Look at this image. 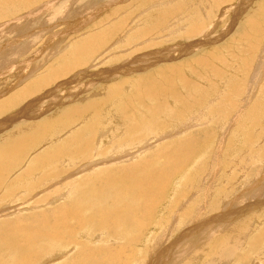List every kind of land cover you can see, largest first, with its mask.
<instances>
[{
    "label": "rangeland",
    "instance_id": "obj_1",
    "mask_svg": "<svg viewBox=\"0 0 264 264\" xmlns=\"http://www.w3.org/2000/svg\"><path fill=\"white\" fill-rule=\"evenodd\" d=\"M57 1L58 8L54 5L55 7L53 11L51 10L45 13L42 12L45 15L41 13L36 18H27L26 15L28 10H22L24 6H18L17 8H15L14 4H0V26L10 19L13 20L12 18L14 16L16 19H18L15 20V22L17 21L18 26H21L20 28H15L16 30H6L0 35V48L3 47L0 51V103L3 102V104H1L2 107H0V144L5 143L9 139L7 135L13 130V128L22 125H28L32 123L30 122L32 120H40L42 119V115H48L47 117H50L54 113H56H49V110L51 111L53 109L50 108L53 107L50 105V103H53L51 101L56 102V104L60 103L57 104L58 106L56 108L59 109L58 111L62 112L63 110H65V106L67 108L71 104L73 105L77 103V101H80V103H84L85 101H90L92 99L97 100L106 98L105 96H101L105 92L106 88L100 87L103 83L102 81L106 76L112 75L113 77H115V81H113V83L119 80L117 83L121 82L122 85L123 83L124 85L130 84L129 86H126L129 87L127 88V91H125L126 88L123 89V95H125L131 93L135 88L134 84L135 82H137L136 80L140 76L138 74L145 72L146 74L154 73L152 77L155 80L150 82L155 85L156 83H159V85H161L162 80L160 78L171 77L173 75V71L176 70V67L179 64V61H182L185 58H189L190 64H187L182 72L178 75L185 76L184 78L189 80V84L188 87L184 88L183 90L182 85L179 82L180 79L175 74L172 79L173 84L177 87L175 88V91L178 92L179 88V94L181 93L180 95L185 99L181 101L182 103L178 104V107H176L175 103L170 104L171 102H169L168 107H166L165 109L163 108V110L156 115L152 112L153 109L156 110L157 106L156 104H154V102L151 103V98L146 91L142 92L144 94H141L144 95V104L143 100H141V95L139 97V102L137 101L138 99H136V101H132L131 103H129L128 100H124L127 101L128 107H131V109L128 108V110L141 109V120L144 122L152 123L153 128H147V130H144L141 135H154L156 138L153 141L146 143V145H140L136 148L135 145L141 139L136 141H133V139H129V141H121L120 138H123L125 135V128L123 127V123L120 124L118 126L119 128L117 127L116 131H113L111 133L112 135L117 132V134L111 137V143L104 145V147H106L105 149H103L104 147L100 148L103 149L100 151V154H107L111 150L121 151L122 149L127 148V150L129 149V151L127 152L129 156H127L128 158H123V160H121L122 158L119 157L120 155L111 157L112 160H107V157L97 159L96 157L94 158V152L95 150H98L96 149V147L98 146V144H96V141L92 143L91 150H85L83 148L85 146V144L83 143V138L75 140L74 143L68 145V140L72 138V132H74L76 129V132H74L73 134L80 133L81 130L85 127V125H83L82 127H78L79 125L72 127V125L80 121L82 117H71L66 123L55 126L57 132L59 133V139L57 138L58 136L55 135L53 139L56 141L50 140L49 142L44 143L46 140H48L47 138L49 137L43 139L44 142L39 141V144H42V148L39 147L37 149H34L32 158L28 162L29 164L26 166V169L23 170L32 171L34 172V174L26 180L22 181L21 179V182H18L17 176L11 178L9 174L20 167L27 156L30 155L29 152L32 151V148L34 146L31 147L30 145H28V150L25 151L24 154L17 156L18 158L16 160L13 159L12 162L9 163V168L5 169L3 172L1 171L0 173V184L3 183L2 185H0V225H4L5 223L6 227L5 225L3 227L6 228V230H9L16 222L21 219L25 220L31 215L38 216L41 212H44L45 210H52L53 207L63 204V202L68 203L69 200H71L73 203L76 197L78 199V196L83 194L81 190L86 189L88 185L97 178V174L102 176V178L98 180H101L104 183L102 184L101 182L99 186L104 185L103 187L106 188L107 182H112L113 180H115V177H112L114 172L107 173L108 171H115L117 170V168L134 166L145 161H151L153 167L160 168L162 166L161 163L163 159L161 150L164 147L172 144L173 141H176L184 136L189 137L191 135H195V139H193V141L195 142L193 146L196 148L194 155L176 175V179L181 178V185L174 187L173 182L175 178H173V181L166 192L165 199L167 204H169L171 200L179 202L180 205L177 203L175 207L177 209H174V211L178 213H183V208H186L189 203H192V214L193 212L199 211L194 208H205L206 205L207 214L201 216L200 219L195 218L196 220L194 219L193 222L189 219H187V221L185 220V223L182 221L181 226H179L178 224L179 219L177 220L176 213L173 214L174 217L173 219H171V223L173 224H169L170 226H173H169V231L167 230V234L165 235L163 240L167 241L163 243L157 242L154 250H158L157 252L160 253L161 250L164 249V246L166 247V245H169L171 243V239L174 240L177 236L187 232V229L189 227V230H196L195 228H197L199 224L197 221L203 223L207 220L208 225L211 226L209 223L211 216L219 212L217 211L213 213L212 211V207L215 206V203L219 206H222L220 207L222 209L219 208V210H223V207H226L229 211L242 210L245 207L248 208L249 203L254 204L255 201L254 199H252V196L245 198V195L243 194L241 198V194L244 192H248L249 188L256 184L257 176L259 179L264 174V18L263 16H259V13L261 11H259L258 9L259 7H261L260 9L264 8V5L261 6L264 0H232L229 3H225V0H207V2H205V0L202 2L193 0L194 2H192L191 4L189 3L191 2L190 0H171L172 4L170 0H151L150 3L146 2V0H73V2L72 0H67L68 3L66 2V0ZM162 1L165 3H162ZM154 3H156V5L160 7H157ZM151 4H153V7L150 8L148 5ZM182 4L186 7V9H179V11H181L183 14L178 11L172 16L169 15L174 5L175 7H178ZM201 4L203 5L201 6ZM59 5L64 6L60 8ZM79 7L80 9H78ZM34 9L35 8L33 7L29 11H33ZM55 9H59V12L60 10L63 11L61 17H53L56 15V13H53L57 11ZM203 10L207 11V13H205ZM23 11L26 14H24ZM255 11L256 13H254ZM19 14H21V17ZM185 14L187 16L188 14L191 16H188L187 18ZM248 14L251 15V18H256L263 22L260 27L259 25L256 27V25L252 24L253 30H249V33L251 34H249L248 31L244 32L241 26L245 18H248ZM127 15L130 16L121 25L123 26V28L121 27V29H119L118 31L111 33L104 42L96 45L88 43H86V45H83L82 50L86 52H89L90 48L92 49L89 54L84 56L81 60H77L75 51L78 48H81L80 45L85 40L92 37L91 35H93L94 33L100 31V28L105 29L110 27V25L116 28V23H119L121 19L125 18ZM181 15L183 16V18ZM17 16H19L20 19ZM39 16L41 19L38 18ZM169 16L171 17L169 18ZM184 18L185 20H182ZM51 19H55L53 22H51V24L46 22ZM171 19L174 21H172ZM186 19H190V23L187 24ZM56 20L57 22H55ZM28 21H30L31 23ZM102 21L104 23H102ZM192 23L196 26H202L206 24L205 26H207V30L205 29L206 31L204 33L201 32L199 35L195 34V38L188 39L185 37V32L189 30L188 28L190 26H194ZM31 27H33V29ZM123 33L125 35H123V38L121 39H123L124 41L120 40V42L117 44L113 43L118 37L120 38ZM50 37H52L53 40ZM188 40L190 42L195 41L193 43H200L201 45L199 47H193V45H191L193 48L191 46L188 47L186 49L187 51L181 52L180 56H169V52H171L172 49H178L180 47H183L184 44H189L190 42ZM1 42H5L4 44L2 43L4 46L1 45ZM11 45L13 47H11ZM254 48L255 50H253ZM39 51H43V54H37V52ZM4 52H7V54H5ZM205 52L209 53L206 56L208 57L209 62L206 66L202 67L198 58L204 61L203 58L200 57H203L205 55ZM2 53H4V56H2ZM140 56L142 57L141 61L146 62L144 68H142L143 70L137 75H135V73L130 74L128 70H130V68L134 66V62L139 59L136 58ZM15 57L16 59L19 58L18 60H16L15 66H17V64L19 66H23V63H27L26 59H28V62L32 61V66L30 67L27 64L28 67H25L24 70H22V67H19L20 71L15 73L5 71L8 68L9 63L7 61L9 59L7 58L13 60ZM191 61L194 62L191 63ZM193 63H195L196 65H193ZM33 68L36 71L33 70ZM117 68H119V70ZM198 68L199 72L196 70ZM58 69L60 72L56 71L57 74L55 73L54 75H52L53 71ZM258 69L262 70L259 71ZM202 72L204 73V77L201 76L203 74ZM191 73L192 75H190ZM26 74H28V76ZM195 76H199V79ZM19 79L21 84L17 83ZM127 79H129V81L124 82ZM191 79L195 81L193 82ZM204 79L205 83H207L206 86L204 85ZM109 80L113 79L110 78ZM130 81L133 84L130 83ZM190 81L192 82L190 83ZM9 82L13 85H11ZM204 86L207 93L206 95L205 93L201 94L199 92V89L203 88ZM6 89L9 91L5 92L7 91ZM99 89L101 90V92L95 94ZM74 90L77 92H75ZM241 90L243 93H237ZM82 91H84V93ZM91 91H93V93ZM72 92H74L73 94H75L76 96L78 95L77 100H74L76 96L73 95ZM87 94H93L95 97H97L98 95V98H95L94 96L87 97ZM188 96H190L191 98L189 99ZM229 96L231 97V99L229 98ZM9 98L12 99L11 103L6 104L5 101L9 100ZM126 98L127 97L125 96V99ZM232 100L234 101V104L236 103V106L234 107L233 103H229L230 101L232 102ZM140 101H142L141 103L144 106L145 110H143V106L140 104ZM102 102L103 101H100L95 109V114L100 121L109 119L104 117L105 112L110 113L114 111V108H112L114 106H110L111 108L108 107L107 111H105L104 107H106V105L104 106L105 102ZM170 105H173L172 107H176V109L174 110L179 109L180 114L185 111V116H187V114L191 115L197 113V111L200 110L202 111V107L207 106L206 109L204 107L205 112H203L206 114V116L211 114L210 116L212 117L210 118V116H205L204 119L196 117L193 122H197V124L199 125L195 124L196 126H192L187 130L185 129L178 134L171 135L169 133H165L166 130L171 127V124L168 122L172 120V117L176 118L174 116L175 113L168 110ZM47 106L49 108H47ZM237 106L239 107V111H237ZM40 109L42 110L40 111ZM43 109L46 110V112ZM149 109L151 112L149 111ZM165 112L168 113L169 118L164 122H158L161 115H165L163 114ZM171 113H173L174 115L172 114L173 116H171ZM148 114L149 117L147 116ZM237 114H242L241 116L243 117L241 119H238ZM251 114L255 115L253 116ZM126 115L127 117L124 114H121L120 118L127 125H131L135 122L137 116L134 113L132 115H129V112H127ZM185 116L183 118H185ZM252 116L255 117L257 121L254 120L253 122ZM26 117L29 118L27 119ZM11 118L15 119V121H13V119ZM120 118L117 117L118 122H120ZM183 118L179 117L181 121L183 120ZM88 119L89 114L86 115V121ZM199 119L201 121H198ZM37 122L38 121L34 123ZM98 127L99 126L95 127V129H92L91 133H94L97 130L96 128ZM28 132L29 131L25 133ZM252 133L253 136H250L252 139L254 138L255 141H244V134H246V136H249V134ZM18 136L19 135L16 134L13 136V138H17ZM33 143L35 144V142H30L29 144ZM56 145H63L65 153L62 151L57 157H51L45 162H35L36 158L52 153L55 150ZM126 154L122 156L125 157ZM254 172L255 175L253 174ZM100 173H103V175H101ZM108 174L112 176L109 175V177ZM67 189L70 190L69 197L66 194ZM72 190H74L75 192ZM62 195L64 196V198L62 197ZM184 195L187 198L183 197ZM224 196L226 197V199L221 200V198ZM184 198L187 199L188 202H186L187 200H185ZM258 198L259 197H257V200ZM240 200H242V202H240ZM108 201H110V199H108ZM230 201L231 203H229ZM98 207H100V204H98ZM257 209L258 217L262 216L261 218H263L264 211H262V209L260 208ZM251 210H253V208ZM251 212L252 211H250V213ZM189 217H191V214L189 215ZM205 217H207V219ZM202 218L206 220H203ZM261 218L254 220L250 225V229L248 230L250 238H258L256 246L253 248L250 243H248L249 245L241 248V250L245 249L244 253L243 251H239L240 249H237L238 253L234 252L232 257L230 258L231 264H264V218ZM175 220L177 221L176 223H174ZM175 224H178V228ZM184 224H187L189 227ZM88 225L90 226V228L92 227L94 231H98L99 229L98 226L94 223H88ZM174 226H176V228H174ZM180 227H182L183 229ZM4 228H2L0 231H3ZM170 231H174L178 235L172 234ZM219 234L224 237V234L226 233L221 230ZM76 237L77 234L75 235L74 239L72 238L71 240L66 241L70 246L64 242V246L66 244L65 247H68V250L69 248L71 249L74 244L81 243L83 241V238L77 239ZM76 240H78V242H76ZM168 240L170 242H168ZM71 241H75L76 243H72ZM51 242L52 241L42 239L35 245H38L41 249H43L49 246ZM89 245L93 246L92 243H90ZM77 248H79V244L77 245V247H74L72 251L69 250L68 252L70 254L68 253L64 255V257L60 258V260H63V258H65L64 261H66L74 254L73 252H75ZM259 249H261V251ZM0 251H5L7 253L12 252L11 250L1 249V246ZM157 252L155 253V256L156 254H158ZM241 252L243 254H240ZM152 256H154V253L152 254ZM244 256L246 260H244ZM241 258L243 261L241 260ZM37 260H39V258L34 259L32 262H35ZM57 261H59V259ZM40 262H42V260Z\"/></svg>",
    "mask_w": 264,
    "mask_h": 264
},
{
    "label": "bare ground",
    "instance_id": "obj_2",
    "mask_svg": "<svg viewBox=\"0 0 264 264\" xmlns=\"http://www.w3.org/2000/svg\"><path fill=\"white\" fill-rule=\"evenodd\" d=\"M153 1H156V0H153ZM175 1H177V0H175ZM181 1H183V0H181ZM188 1H187V3H188ZM190 1L191 2H189V3L191 4L195 0L194 1L190 0ZM196 1L202 2L204 0H196ZM231 1L232 0H225V3H229ZM66 2L68 3L67 0H66ZM72 2H73V0H72ZM146 2L150 3L151 0H146ZM205 2H207V0H205ZM1 3L2 4L5 3V4H9V5L14 4L15 8H17L18 6H20V7L24 6V8H22V10H24V11L28 10L27 15H26L27 18H30V17L36 18L42 12L45 13L47 11H51V10L53 11L54 7L58 6L57 0H0V4ZM162 3H165V2L162 1ZM154 4L156 5V3H154ZM171 4H172V1H171ZM60 5H59L60 8H62V6H64V5H62V6H60ZM132 5H134V4H132ZM202 5L203 4H201V6ZM263 5H264V2L262 3L261 6H263ZM148 6L151 8V7H153V4L148 5ZM33 7L35 9L33 11H29ZM77 7H78V5H77ZM157 7H160V6H157ZM131 8H132V6H131ZM260 8L261 7L258 8L259 11H261L259 13L260 14L259 16H263V18H264V8L263 9H260ZM78 9H80V7ZM179 9L180 10L186 9V7L183 4L178 6V7H175V5H174L172 10L170 9L171 12L169 15L172 16L174 13L178 12ZM20 10H21V8H20ZM55 10H57V11H55L53 13L54 14L56 13V15L53 17L54 18H57V16L61 17V15L63 14V11L60 10V12H59V9H55ZM24 11H23V13L26 14ZM203 11L205 13H207V11H205V10H203ZM179 12H181V11H179ZM4 13H6V12H4ZM16 13H17V11H16ZM44 13H42V14H44ZM181 13H179V14H181ZM254 13H256V11ZM19 15L21 17V14H19ZM40 16L38 17L39 19H41ZM129 16L130 15H127L125 18H122L121 19L122 22L120 21L119 23H116V25H115L116 28H114L112 25H110V27L105 28V29L100 28L99 29L100 31L94 33L93 35H91L92 37L85 40L80 45L81 48H78L75 51V55L77 57V60H81L84 56L89 54V52L92 49V48H90L89 49L90 51L86 52V51L82 50L83 45H86V43L94 44V45L101 44L102 42L105 41V39L111 33L118 31L119 29H121V27L123 28V26H121V25L128 19ZM171 16H169V18ZM185 16L188 18V16H191V15L188 14V16H187L185 14ZM17 17L20 19L19 16H17ZM14 18H15V16L12 18L13 20L10 19V20L6 21L5 23H3V25L1 24L0 35L6 30H12V29L16 30L15 28L21 27L20 25L18 26L17 21L15 22V20H18V19H16V18L14 19ZM182 18H183V16H182ZM258 18H260V17H258ZM64 19H66V18H64ZM68 19H69V17H68ZM110 19H112V18H110ZM54 20L51 19V20H48L46 22L51 24V22H53ZM182 20H185V18ZM189 20L186 19L187 24L190 23ZM66 21H68V20H66ZM103 21H102V23H104ZM172 21H174V20H172ZM28 22H30V21H28ZM55 22H57V20ZM68 22H70V21H68ZM11 23H13V24H11ZM61 23H63V22H61ZM61 23H59V24H61ZM170 24H171V22H170ZM176 24H178V23H176ZM252 24L256 25V27L259 25V27H260V25H262L263 22H261V20H258L256 18L253 19V18H251V15H249L248 18H245V20L243 21V23L241 25L243 28V31L244 32L248 31V33H249L250 32L249 30H251L253 28ZM43 25H44V23H43ZM100 25H98V26H100ZM168 25H169V23H168ZM179 25H180V22H179ZM205 25L206 24H204L202 26L201 25H197V26L194 25L192 27L190 26L191 28L189 27L188 28L189 30L187 32H185L186 33L185 37L188 39H192V38L196 37L195 34L199 35L201 32L204 33L207 30V28H206L207 26H205ZM58 26H55V27H58ZM38 27H40V26H38ZM47 27H49V26H47ZM134 27H135V25H134ZM31 28L33 29V27H31ZM20 30H22V29H20ZM51 31H53V30H51ZM45 32H47V31H45ZM251 32H253V31H251ZM124 33L122 34V36H120V38L118 37L116 39V41H114L113 43L117 44L120 42V40L124 41L123 39H121V38H123V35H125ZM27 34H29V33H27ZM241 34H242V31H241ZM249 34H251V33H249ZM256 35H257V32H256ZM233 36H232V40H233ZM50 38H52V37H50ZM52 40H53V38H52ZM193 42H195V41H192L186 45L184 44L185 47L183 46V47H180L178 49L170 48L172 50H171V52H169L170 53L169 56H173V57L180 56L181 52L187 51L186 49L188 47H190L191 45H193V47H199L201 45L200 43L196 44ZM2 43L3 42H1V45H3L5 42L3 44ZM50 44H52V43H50ZM11 47H13V46L11 45ZM2 48H0V51L2 50ZM253 50H255V48ZM4 53H2L3 54L2 56H4ZM39 53L43 54V51L37 52V54H39ZM5 54H7V52ZM208 54H209L208 52H205V55L203 57H200V58H203L204 61H202L198 58L202 67L206 66L209 62L208 57H206ZM7 59H9V60H7L9 63H8V68L5 71L15 73V72L20 71L19 67H22L23 68L22 70H24V68L28 67V65L30 67L32 66V63H31L32 61L28 62V59H26L27 63L25 62V64L24 63L22 64L23 66H19L18 64H17V66H15L16 60H18L19 58L16 59V57H15L13 60L10 58H7ZM136 59H138V60L134 62V66L133 67L130 66L131 68H130V70H128L130 74L135 73V75H137L139 72H141L143 70L142 68H144V66L146 64V62L141 61V59H142L141 56L137 57ZM2 61H4V60H2ZM189 61H190L189 58H185L182 61H179V64L177 65L176 70L173 71V75L171 77L160 78L162 80L161 85H159V83H156V85H155V84H152L150 82V81L155 80L152 77L154 73H148V74H146V72L140 73V74H138L140 76L137 78V80H136L137 82H135V84H134L135 88L133 89V91L129 94L123 95L124 94L123 89L126 88L125 91H127L128 90L127 88H129V87H126V86H129L130 84L124 85V83H123V85H122L121 82L117 83L119 80L117 82L113 83V81H115V77L110 75V76L105 77V79L102 81L103 82L102 85L100 86V87L106 88L105 92L101 95V96L106 97L104 99H97V100L92 99L90 101H85L84 103H80V101H77V103H75L73 105L71 104L67 108L65 106V110H63L64 109L63 108L62 112L58 111L59 109L56 108L58 106L57 104H60V103L56 104V102H54V101H51L53 103L49 102L50 105L53 106V107H50L53 109L51 111L49 110V113L50 114L52 112H56V113H54L50 117H47L48 115H42V119H40V120H34V121L32 120V121H30L32 123H30L28 125H22V126L13 128V130L7 135L9 139L5 143L0 144V173H1V171L3 172L5 169H8L9 163H11L13 159L16 160L18 158L17 156L24 154V152L28 150L27 146L30 145L31 147L34 146L32 148V151L29 152L30 155L27 156V158L25 159V161L22 163V165L20 167L15 169V171L9 175L11 178L17 176L18 182H21V179H22V181H24L27 178L31 177L34 174V172L29 171V170H25V171H23V170L26 169V166L29 164L28 162L32 158V154L34 152V149H37L39 147L42 148V144H39V141L42 142L43 139H45L46 137H49V138H47L48 140H46L45 142L43 141L44 143L49 142L50 140L53 141L54 140L53 137L55 135L56 136L59 135L55 126L66 123L69 120V118L76 117V116H81L82 119L80 121L74 123L72 125V127H74L76 125H79L78 127H82L83 125H85V127L81 130L80 133L73 134L74 132H76V129L74 132H72V134H71L72 138H70L68 140V145L74 143L75 140H79V139L83 138V143L85 144V146L83 148L85 150H91L92 149V143L96 141V144H98L96 149H98V150L97 151L95 150V152H94L95 156H93L94 158L96 157V159H97V158H103V157L106 158L107 157V160H112L111 157H115V155L116 156L120 155L119 157L122 158V159L121 158L120 159L123 160V158H126L127 156H129V154L127 153L129 151V149L127 150V148H124L121 151L111 150L107 154H100L101 153L100 151L106 148V147H104V145L111 143V137H113V135L117 134V132H115L112 135H111V133L113 131H116V128L120 124L123 123V127L125 128V131L123 130L125 132V135L123 138H120L121 141H129V139H133V141H136V140L141 139L135 145L136 148L139 147L140 145L141 146L144 144L146 145V143H149L156 138L154 135L153 136H150L147 134L141 135V133L144 130H147V128L148 129L153 128L152 123L151 122H144L141 120V116H140V114H142V113H140L141 109L140 110H137V109L128 110V108L131 109V107H128L127 101H124V100H128V102L131 103L132 101H134V100L136 101V99H138L137 101L139 102L140 95L144 94L142 92L146 91L151 98L150 99L151 103L154 102V104H156V106H157L156 110L153 109V112H152L153 114L156 115L157 113L162 111L163 108L165 109L166 107H168L169 102H171L170 104L175 103L176 107H178V104L182 103L181 101L184 100L185 98L180 95L181 93L179 94V91H180L179 88H178V92L175 91V88H177V87L173 84L172 79H173V76L175 74L178 76L182 72V70L186 67L187 64H190ZM192 62H194V61H191V63ZM43 64H44V62H43ZM118 64H120V63H118ZM194 64L195 63H193V65ZM117 66H119V65H117ZM256 67H258V66H256ZM196 68H197V66H196ZM117 69L119 70V68H117ZM187 69H190V68H187ZM187 69H185V70H187ZM33 70H35V69L33 68ZM196 70L198 71L199 68ZM261 70L262 69H260L259 71H261ZM56 71L60 72L59 69L55 70V71H53L52 75H54L55 73L57 74ZM200 71H201V69H200ZM3 73H5V72H3ZM5 75H7V74H5ZM26 75L28 76V74H26ZM32 75H33V72H32ZM77 75H78V73H77ZM190 75H192V73ZM203 75H204V73L201 76H203ZM258 75H259V73H258ZM184 77L185 76H178V78L180 79L179 82L182 85L183 90H184V88H187L188 84H189V80L185 79ZM110 78H112L113 80H109ZM196 78L199 79V76ZM15 81H17V80H15ZM128 81H129V79H127L124 82H128ZM192 81L194 82L195 80H192ZM192 81H190V83ZM17 83L21 84L20 79H19V81H17ZM130 83H132V82L130 81ZM206 84L207 83H205V79H204V85L206 86ZM11 85H13V84H11ZM5 86H8V85H5ZM122 86H123V88H122ZM197 86H196V88H197ZM205 86L203 88L199 89V92L201 94L205 93V95H206L207 93L205 90ZM240 88H242V87H240ZM190 89H191V86H190ZM8 91L9 90H7L5 92H8ZM75 92H77V91H75ZM82 92L84 93V91H82ZM91 92L93 93V91H91ZM100 92H101V90L99 89L98 92L95 94H98ZM73 93L74 92H72V94ZM237 93H243V92L241 90L240 92L238 91ZM73 95H75V94H73ZM92 96H94V95L93 94H87V97H92ZM125 96L127 97L126 99H125ZM145 97H146V94H145ZM188 97H189V99L191 98L190 96H188ZM77 98H78V95L74 98V100H77ZM95 98H98V95ZM143 98H144V95H141V100H143ZM229 98L231 99L230 96H229ZM229 98H228V100H229ZM11 100L12 99L9 98V100H6L5 103L9 104V103H11ZM100 101H103L106 103V104L104 103V106L106 105V107H104L105 111H107L108 107L114 106V107H112V108H114V111H112L110 113L105 112L104 117L109 118L108 120H101L100 121L95 114V109H96V107ZM141 102L142 101H140V104L142 105ZM148 102H149V98H148ZM229 103L234 104V101L232 100V102L230 101ZM1 104H3V102L0 103V107H2ZM143 104H144V100H143ZM173 105H170L168 110L170 112H174L175 115L173 113H171V116L174 115L176 118L172 117V120L168 122L171 124V127L169 129H167L166 132L164 131L165 133H169L171 135L178 134V133L184 131L185 129L187 130L192 126H196L195 124H197V122H193L196 117L204 119L206 116V114L204 113L205 112L204 111L205 106L202 107L203 108L202 111L200 110V111H197V113H194L191 115L187 114V116H185V114H186L185 111L180 114V110L178 108H177L178 110H174V109H176V107H172ZM224 105H225V101H224ZM234 106H236V103L233 105V107ZM179 107H180V105H179ZM197 107H200V106H197ZM206 107H205V109H206ZM47 108H49V107L47 106ZM230 108H232V107H230ZM41 110L42 109H40V111ZM143 110H145L144 106H143ZM44 111L46 112V110H44ZM149 111H150V109H149ZM237 111H239V107H238ZM127 112H129V115H132L134 113L137 116L135 122L132 123L131 125H127L120 118L121 114H124L127 117V115H126ZM232 112H233V110H232ZM234 113H235V111H234ZM88 114H89V119L86 121V115H88ZM163 114H165V115H161L158 122H164L165 120H167L169 118L168 113L165 112ZM210 115H207V116H210ZM237 115H238L237 116L238 119H241L243 117L240 114H237ZM251 115H253V114H251ZM147 116L149 117V114ZM184 116H185V118H183ZM117 117L120 118V122H118ZM179 117L183 118V120L181 121V119H179ZM211 117L212 116H210V118ZM254 118L255 117H253V122H254V120H256V118L255 119ZM11 119H13V118H11ZM13 121H15V119H13ZM36 121H38V122L34 123ZM198 121H201V120L199 119ZM189 124H191V125H189ZM197 125H199V124H197ZM97 126H99L98 128H96L97 130L94 133H91V130L95 129V127H97ZM71 128H69V129H71ZM119 130H118V132H119ZM27 131H29V132L25 133ZM16 134H18L19 136L17 138H13V136ZM246 134H244L245 135L244 141H248V142L255 141L254 138L252 139L250 136V135L253 136V133L249 134V136H246ZM121 136H122V134H121ZM57 138L59 139L60 137L58 136ZM193 139H195V135H191L189 137L184 136V137H182L176 141H173L172 144L164 147L161 150V155L163 156V159H162V163H161L162 166L160 168L153 167L151 164V161H145V162H142V163L134 165V166L117 168V170H115V171H108L107 173H109V172L113 173L114 172L113 176L110 174H108V176L110 175L112 177H115V180H113L112 182H107L108 185L106 183V188L103 187L104 185L99 186V184L102 181L98 180V179L102 178V176L97 174L96 175L97 178L93 182H91L86 189L81 190V192L83 194L78 196L79 197L78 199L76 197L77 200L75 199V201L73 203L71 200H69L68 203L63 202V204L55 206V207H53V209L51 208L52 210L48 209L49 211L45 210L44 212H41L38 216L31 215L28 218H26L25 220L21 219L22 221L19 220L18 222H16L9 230H6V228L3 227L4 225L6 227L5 223H4V225L3 224L0 225V230L2 228H4L3 231H0L1 249H3V250L6 249V250L12 251L11 253H7L5 251H0V264H48V263L60 264L61 262H63L65 260V258H63V260H60V258L64 257V255L68 254L69 250L72 251V249L74 247H77L78 244H79V248H77V250L75 252H73L74 254L61 264H229L230 260H231L230 258L232 257L233 253L234 252L238 253L237 249H240L239 251H243V253H244L245 249L241 250V248H244L245 246L249 245L248 243H250V245L254 248L256 246V242H257L258 238H253V239L250 238L248 230L250 229V225L254 220L260 219L262 217V216L258 217V215H257L258 209L257 208H260V209H262V211H264V174L259 179L257 176L256 184H254L252 187H250L248 192H244L241 194V198H242L243 194L245 195V198L252 196V199H254V201H255L254 204L249 203L248 208L245 207L242 210L229 211L226 207H223V210H219V208L222 206H219L218 204L215 203V206L212 207V211H213V213H215L217 211H219V212L216 214H213L211 216L210 221H209L211 226H209L207 223V220H206L207 217H205L206 219L202 218L203 220H206L203 223L197 221L199 224H198V227L195 228L196 230H194V229L189 230L190 227L187 224H184V225L189 227L187 229L188 230L187 232L183 233L182 235L177 236L174 240L171 239V243L169 245L165 244L166 247L164 246V249L161 250L160 253L157 252L158 250H156V251L154 250L156 245H157V242L163 243V242L167 241V240L166 241H163V240H164L165 235L167 234V230L169 231V226H170L169 224H173V223H171V219H173V217H174L173 214L176 213L177 220L179 219V222H178L179 226H181L182 221L184 222L185 220L187 221V219H189L190 221L193 222V220L195 218L200 219L201 216H203L204 214H207V210H206L207 205L205 208H197V207L194 208V209H197L199 211L193 212V214H192L191 213L192 203H189V205L186 206V208L185 207L183 208L184 209L183 213L182 212L178 213V212L174 211V209L175 210L177 209L175 207H176L177 203L179 204V202L171 200L169 202V204H167L166 199H165L166 192H167L168 188L170 187V184L172 183L173 178H175V180L173 182L174 187L181 185V178L176 179V175L178 174V172L181 171V169L184 167V165L187 162H189L190 159L192 158V156L194 155L196 148L193 146V144L195 143L193 141ZM54 141H56V140H54ZM30 142H35V144L34 143L29 144ZM101 147H104V148L100 149ZM62 151L64 152V146L63 145H56L55 150L52 153L36 158L35 162L36 163L45 162L48 159H50L51 157H57ZM139 152H138V154H139ZM125 154H126V156L123 157ZM135 154H137V153H135ZM108 158H110V159H108ZM100 161H98V162H100ZM103 173H104V170H103ZM103 173L102 174L100 173V174L103 175ZM253 174L255 175V172ZM2 184H0V185H2ZM102 184H104V183L102 182ZM72 191H74V190H72ZM66 192H67L66 194L69 197L70 190L67 189ZM56 194H58V193H56ZM62 197L64 198L63 195H62ZM183 197L187 198L185 195ZM257 197H259L258 200H257ZM108 199H110V201H108ZM224 199H226L225 196L221 198V200H224ZM55 200H58V199H55ZM185 200H187V199H185ZM182 201H183V199H182ZM47 202H45V203H47ZM65 202H66V200H65ZM186 202H188V200ZM240 202H242V200H240ZM180 203H181V197H180ZM229 203H231V201ZM40 204H41V202H40ZM98 204H100V207H98ZM252 208H253V210H251ZM220 209H222V208H220ZM250 211H252V212L250 213ZM190 214H191V217H189ZM263 218H261V219H263ZM72 222H74V223H72ZM172 222H173V220H172ZM176 222L177 221L175 220L174 223H176ZM88 223L96 224L99 228L98 231H94L92 229V227L90 228ZM178 224L177 225L175 224L177 226V228H178ZM191 224H193V223H191ZM171 226H173V225H171ZM176 226H174V228H176ZM182 227H180V228H182ZM184 228H185V226H184ZM172 229H173V227H172ZM221 230L226 233V234H224L225 235L224 237H222L219 234V232ZM183 231H185V230H183ZM170 232L172 234H176V232H174V231H170ZM227 233H229V234H227ZM76 234H77L76 238L77 239L83 238V241L81 243H76V242H78V240H76V242L71 241L72 243H76V244H74L72 246V248L71 249L69 248V250H68V247H65L67 244L66 241L71 240L72 238L74 239ZM161 235H162V237H161ZM176 235H178V234H176ZM263 238H264V235H263ZM42 239L52 241V242L50 243L49 246L41 249L38 245H35V244H37ZM169 240H168V242H170ZM64 242L66 243L65 246H64ZM72 243H70V244H72ZM90 243H92L93 246L89 245ZM67 245H69V244H67ZM82 245H84V246H82ZM246 248H248V247H246ZM259 250L261 251V249H259ZM156 252L158 254H156V256H155ZM153 253H154V256H152ZM243 253L241 252L240 254H243ZM256 253H257V250H256ZM235 256H237V255H235ZM37 258H39V260L32 262L34 259H37ZM58 259H59V261H57ZM208 259H209V261H208ZM41 260H42V262H40ZM241 260H242V258H241ZM244 260H246L245 256H244Z\"/></svg>",
    "mask_w": 264,
    "mask_h": 264
}]
</instances>
